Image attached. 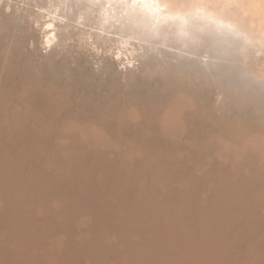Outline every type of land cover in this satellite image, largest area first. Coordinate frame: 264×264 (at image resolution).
Returning <instances> with one entry per match:
<instances>
[{
	"label": "rangeland",
	"instance_id": "obj_1",
	"mask_svg": "<svg viewBox=\"0 0 264 264\" xmlns=\"http://www.w3.org/2000/svg\"><path fill=\"white\" fill-rule=\"evenodd\" d=\"M68 1L0 0V264H264V4L228 72L117 60L126 36ZM247 173L249 225L225 212Z\"/></svg>",
	"mask_w": 264,
	"mask_h": 264
},
{
	"label": "bare ground",
	"instance_id": "obj_2",
	"mask_svg": "<svg viewBox=\"0 0 264 264\" xmlns=\"http://www.w3.org/2000/svg\"><path fill=\"white\" fill-rule=\"evenodd\" d=\"M61 1L65 2L66 0H60V3ZM69 1H73L77 5V8L80 10V13L78 14L79 16L87 14L92 16L94 26L99 30L101 29V31H103L102 33L106 32V34H110L111 32H117L126 37L135 36L136 41L141 44V47L144 48L146 52L157 55H168L173 59L182 60L191 64H199L205 68H219V70H228V72H231V66L237 60L240 61V58L246 56L245 53L247 52V49H249L250 47H254V49H256L253 52H256V50H259V47L263 43H261L258 38H255L252 35L253 31H251V33L248 30V28L246 27L247 21H245L246 23H244L245 26L242 22H239L243 26V28H241L238 20H236V17L239 18V16H241V13L243 14L246 9L245 2L247 1L245 0H235V3L233 2V5L231 4L233 0H231L230 3L228 2L229 0H161L162 3L167 4L169 13L177 18L161 23L158 26L157 31L149 32L146 29H143L142 25L139 27H134L133 25L135 21L132 19H128L126 23L122 20L121 23L125 24L124 27H122L121 24H116L115 21L111 19H109L108 22L105 23V17L102 15V11L105 10V6L110 2V0ZM111 2L115 4V0H111ZM249 8L251 9V6ZM253 13L255 14V12ZM248 16H246L247 18L244 17V20L245 18L246 20H250ZM257 16L254 17L256 18ZM253 23L254 22L252 21V26L255 27L256 21L254 24ZM260 23L261 22H259L258 24ZM247 26L249 27V24ZM263 31L264 30H260V32ZM244 36H246V38ZM260 36V39L262 40L264 34L263 36ZM84 125L80 126V128L83 130L81 132L86 131L83 129ZM69 126L74 129V124H69ZM86 127L85 129H87ZM88 129L90 130V128ZM65 130L68 131L67 128H65ZM89 130L88 132H90ZM94 130L98 131L99 129L96 130L94 128ZM81 132L79 131V133ZM91 132L92 133L90 134L93 135L94 133L93 136H97V139L99 138L100 132H98L99 135L94 131ZM81 134L84 135V133ZM88 136L90 137V135ZM95 138L96 137H93L92 139ZM82 139H84V137ZM98 141L100 140L98 139ZM95 142H97V140ZM95 142L93 144H95ZM249 174L247 173L243 179L244 202L239 205L233 198L229 201L228 205H226L225 208V212L228 213V215L232 217V219H234L233 217H239L246 224L248 220L244 218V211L246 212L247 210H249V208L251 207L250 204L253 203V194L255 190L262 186L258 182V180L251 177V173ZM220 208L221 207H218L216 210ZM249 224L250 222L248 223V225ZM246 229L247 227L244 230ZM245 232H247V230ZM24 258L25 254L23 253L20 256L22 262H24ZM228 261L229 262L227 264L234 263L231 257H229Z\"/></svg>",
	"mask_w": 264,
	"mask_h": 264
},
{
	"label": "clouds",
	"instance_id": "obj_3",
	"mask_svg": "<svg viewBox=\"0 0 264 264\" xmlns=\"http://www.w3.org/2000/svg\"><path fill=\"white\" fill-rule=\"evenodd\" d=\"M260 4H264V0H258ZM102 15L105 17V23L109 19L114 20L116 24H121L122 27L125 24L121 23L122 20L125 23L128 19L135 21L134 27L142 25L143 29L149 31H157L158 26L168 20H174L177 17L169 13L167 4L162 3L161 0H115V4L110 2L105 6V10L102 11ZM52 24H46L45 28H51ZM246 38V36H244ZM117 40L121 41L119 47L116 50L115 58L119 60L125 49L131 48V41L136 40L135 36H128L123 38L117 36ZM56 42V37L53 33H49L43 37V44L46 48H51ZM130 54V53H129ZM257 55H260L257 52ZM132 63L128 64L131 67ZM121 67H124L122 64Z\"/></svg>",
	"mask_w": 264,
	"mask_h": 264
}]
</instances>
